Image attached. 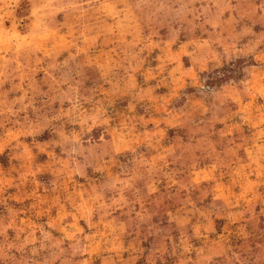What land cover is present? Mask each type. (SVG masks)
<instances>
[{
  "label": "rangeland",
  "instance_id": "rangeland-1",
  "mask_svg": "<svg viewBox=\"0 0 264 264\" xmlns=\"http://www.w3.org/2000/svg\"><path fill=\"white\" fill-rule=\"evenodd\" d=\"M0 264H264V0H0Z\"/></svg>",
  "mask_w": 264,
  "mask_h": 264
}]
</instances>
